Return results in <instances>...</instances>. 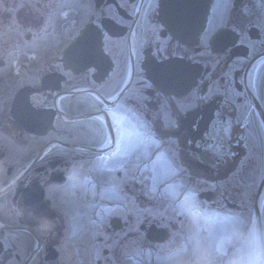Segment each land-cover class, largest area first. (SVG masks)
Returning <instances> with one entry per match:
<instances>
[{
	"label": "flooded vegetation",
	"instance_id": "obj_1",
	"mask_svg": "<svg viewBox=\"0 0 264 264\" xmlns=\"http://www.w3.org/2000/svg\"><path fill=\"white\" fill-rule=\"evenodd\" d=\"M63 1L0 0V264H264V0Z\"/></svg>",
	"mask_w": 264,
	"mask_h": 264
},
{
	"label": "rangeland",
	"instance_id": "obj_2",
	"mask_svg": "<svg viewBox=\"0 0 264 264\" xmlns=\"http://www.w3.org/2000/svg\"><path fill=\"white\" fill-rule=\"evenodd\" d=\"M75 6L86 11L87 8L89 7V3L87 0H64L63 1L64 12L68 9H71L72 7H75ZM166 177L167 176H162L161 179L166 178ZM144 179H145V176H144ZM166 198H168L167 195H166ZM149 212H150V209L148 210V214H149ZM143 213H145V212H143ZM125 215L127 217V218L125 217L126 221H128L129 223H132L130 225V229L128 228L127 231L136 230V220H137V216L139 215V212H138L136 203L131 202L129 200V198H128V202H127ZM79 227H80V232H85V233L89 234V238L82 240L81 242H84V241L94 242V247H95L96 251L106 246L105 245L106 236L103 235V232L105 231V228L107 227L106 222L105 223L95 222V223H90V224L80 222ZM99 236L103 239L98 240L97 238ZM143 244H145V245H143V247H145V248H151V247L153 248L152 245H147V243H144V242H143ZM141 245H142V243H141ZM136 248L137 247H136L135 241L133 239L127 240V241H125V246L121 249V253H122V255H129V254L133 255V254H135ZM147 251L150 252L149 250H147ZM100 254H98V258H99V260L102 261L103 257H101ZM174 258H176V257L174 256ZM174 258L170 259V261L172 263H174L173 262ZM127 262H131V261H127ZM110 264H114V263H110Z\"/></svg>",
	"mask_w": 264,
	"mask_h": 264
},
{
	"label": "snow or ice",
	"instance_id": "obj_3",
	"mask_svg": "<svg viewBox=\"0 0 264 264\" xmlns=\"http://www.w3.org/2000/svg\"><path fill=\"white\" fill-rule=\"evenodd\" d=\"M144 142V138L140 135H138L136 139H127L124 142V147L113 153V156H131L142 147Z\"/></svg>",
	"mask_w": 264,
	"mask_h": 264
},
{
	"label": "water",
	"instance_id": "obj_4",
	"mask_svg": "<svg viewBox=\"0 0 264 264\" xmlns=\"http://www.w3.org/2000/svg\"><path fill=\"white\" fill-rule=\"evenodd\" d=\"M197 1L198 0L195 1L196 2L195 4L185 3V4H183V7H185V8H198L199 7V3ZM174 4H175L174 5L175 8L178 7V4L177 3H174ZM160 7H161L162 15L165 18H167L168 16H170V13H169L170 8L173 7L172 0H162ZM197 16H199V15H197ZM192 17L194 18L195 16H192ZM187 29L190 30V28H187ZM196 29H198V28H193V29L191 28V32L196 33L197 32ZM79 41L80 40H78L74 44V46L78 45L79 44Z\"/></svg>",
	"mask_w": 264,
	"mask_h": 264
},
{
	"label": "bare ground",
	"instance_id": "obj_5",
	"mask_svg": "<svg viewBox=\"0 0 264 264\" xmlns=\"http://www.w3.org/2000/svg\"><path fill=\"white\" fill-rule=\"evenodd\" d=\"M257 254H258L257 258H259V257H260V256H259V251H258V253H257Z\"/></svg>",
	"mask_w": 264,
	"mask_h": 264
}]
</instances>
